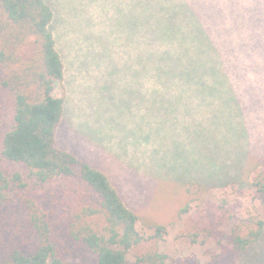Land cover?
Listing matches in <instances>:
<instances>
[{
	"label": "rangeland",
	"instance_id": "374dc122",
	"mask_svg": "<svg viewBox=\"0 0 264 264\" xmlns=\"http://www.w3.org/2000/svg\"><path fill=\"white\" fill-rule=\"evenodd\" d=\"M43 1L54 15L50 31L57 51L73 75L56 92L66 97L55 135L57 149L103 173L127 208L150 226L176 219L192 183L205 188L231 184L245 199H262L252 182L264 172V63L232 67L253 73L251 79L176 81L159 75L153 55L160 17H173L171 30L188 27V17V39L179 40L178 47L198 50L199 37L227 41L222 36L228 34L226 28L206 17H237L239 12L254 26L253 6H264V0ZM246 4L251 7L242 6ZM260 16L259 35L264 34V11ZM239 39L235 36L233 42ZM245 42L228 53L264 56L262 38ZM158 45L159 50L166 48ZM13 109L11 99L0 93V170L22 174L30 187L25 197L69 219L79 207L76 181L60 178L37 188L25 167L2 159ZM219 215L216 210L197 214L186 231L211 226ZM75 257L82 264L97 259L83 253ZM217 264H264V239L247 253Z\"/></svg>",
	"mask_w": 264,
	"mask_h": 264
},
{
	"label": "trees",
	"instance_id": "16d2710c",
	"mask_svg": "<svg viewBox=\"0 0 264 264\" xmlns=\"http://www.w3.org/2000/svg\"><path fill=\"white\" fill-rule=\"evenodd\" d=\"M253 7L252 17L260 25L264 6ZM238 14L206 17L226 28L228 34L222 36L227 41L199 37L198 50L178 47L179 40L188 39V17L184 18L188 27L176 24L178 30L169 27L173 17H160L153 55L161 67L159 75L191 82L204 77L251 79L253 73L234 72L232 67L264 63V56L228 51L232 46L245 47L249 38L264 40V34ZM53 17L43 0H0V93L14 105V124L4 136L1 157L25 167L37 188L60 178L76 181L79 207L69 219L46 212L24 196L30 187L22 174L10 176L0 170V264H82L75 261L79 253L97 257L95 264H217L261 243L264 172L252 182L262 199H245L244 192L231 184L205 188L192 183L176 219L150 226L127 208L103 173L56 148L64 107V98L56 92L64 81V65L50 31ZM235 36L240 37L237 43ZM158 44L166 48L159 50ZM209 210L220 213L213 225L186 231L191 218Z\"/></svg>",
	"mask_w": 264,
	"mask_h": 264
},
{
	"label": "crops",
	"instance_id": "0c3cea01",
	"mask_svg": "<svg viewBox=\"0 0 264 264\" xmlns=\"http://www.w3.org/2000/svg\"><path fill=\"white\" fill-rule=\"evenodd\" d=\"M62 62H63V65H64V72H65L64 73V83H67L66 79L69 78L70 80H72L73 75H72V73L68 72V69H67V67L65 65V61H64L63 58H62ZM65 101H66V97L64 98V104H65Z\"/></svg>",
	"mask_w": 264,
	"mask_h": 264
}]
</instances>
